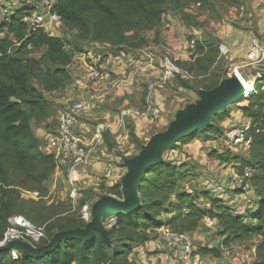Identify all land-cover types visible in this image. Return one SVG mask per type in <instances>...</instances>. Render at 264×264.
Segmentation results:
<instances>
[{"label": "trees", "instance_id": "obj_1", "mask_svg": "<svg viewBox=\"0 0 264 264\" xmlns=\"http://www.w3.org/2000/svg\"><path fill=\"white\" fill-rule=\"evenodd\" d=\"M211 1L56 0L54 11L66 29L73 33L77 42L75 47L79 50L70 42L67 44L62 38L49 36L41 29L30 30L23 18L36 8L34 6L18 7L2 19L0 241L13 216H22L35 225L48 224L46 239L36 247L50 244L59 232L83 229L87 224L74 217L64 218L68 215L63 216L57 206H43L41 201L44 199L24 200L21 197L22 191L39 192L42 198L48 195L46 184L55 174L57 165L53 155L43 153L42 142L32 131L31 124L46 120L50 115L51 103L45 94L64 90L72 83L71 66L77 54L82 53L81 48L85 44H96L110 47L114 53L125 48L138 50L147 44L142 34L154 31L159 35L169 4L181 8L190 4L206 6ZM29 48L44 49V53L37 61L26 59L25 52ZM191 53V57L196 58L185 68L191 75H206L214 66L215 71L220 66L218 48L211 42L196 40ZM214 72L205 79H213L212 85L198 90L215 88L227 75L225 71L216 77ZM31 80L35 85L29 83ZM259 85L255 83L258 92L250 97L242 112L253 124L249 149L241 150L244 152L237 155H232L234 151L230 148H224L221 153L212 152L221 164L231 165L240 173L252 172L251 183L255 203H258L255 211L250 208L247 215H241L221 197L206 190L188 194L183 186L190 174L180 169L184 164L164 159L149 169L139 186L141 206L122 215L117 227L109 229L111 248L96 232L92 240H67L41 258L22 255L15 260L10 252L1 253L0 264H130L128 258L133 248L149 242L154 231L169 228L177 233L192 234L207 218L215 221L216 236L221 238L223 247L258 238L254 246L255 264H264V90ZM232 107L220 112L205 131L198 130L180 143H190L200 135L206 141L218 139L223 132L215 122L230 118ZM110 195L122 199L120 181L111 186ZM198 255L220 257L221 249L220 246L203 247Z\"/></svg>", "mask_w": 264, "mask_h": 264}, {"label": "crops", "instance_id": "obj_2", "mask_svg": "<svg viewBox=\"0 0 264 264\" xmlns=\"http://www.w3.org/2000/svg\"><path fill=\"white\" fill-rule=\"evenodd\" d=\"M253 12L254 18L250 21V23H248V25H246V27L243 26L241 29L231 28L227 30L223 28L217 35L220 38L221 45L226 46L230 51L229 55L226 57L228 58L231 67L241 65L245 62L247 48L253 38H257L260 41L261 46L264 48V0L253 1ZM178 37L180 36L178 35ZM209 38L210 36H207L206 39L204 38V42H208ZM180 43L181 44L178 45V59L186 60L187 62L189 61V64L192 63L196 57L192 58L190 51L189 53L181 51L183 48L182 40ZM212 44L214 43L212 42ZM83 49H85L84 52H82L83 54L93 52L98 53L102 51L105 56L111 59V65L107 68L109 73L108 80L102 83H96L95 85H89L85 82L77 84L76 81L81 79L84 74L86 62L84 58L80 57V55L76 56L71 66L73 73L72 83L64 90L54 92L50 95L47 94L49 97L45 96L46 100L51 103V107L54 105L55 107H58V109L54 108L53 112L46 120L41 122L34 121L31 124L32 131L41 142H44L48 134L55 132L56 126H53V123L57 122L59 116L73 103L83 99L90 101L91 109L80 116L78 124L72 128V133L76 138H78V140L86 145L90 144L93 140L96 126L98 124L104 123L112 126L119 124L120 112L129 107L140 108L142 106V100L145 96L146 101L151 100V103L154 106L160 107L162 112L160 122L162 121V125L167 124L169 120H172L173 114L176 115V111L178 109L175 110L176 108H174L175 105L173 102L175 101L173 100L175 99H172L173 95L164 87V67L166 64L160 57H158V53L147 55V58L141 57L142 60H138L132 56V50H130V52L120 51L118 53H114L109 47L96 44L84 46ZM144 59L149 60L145 61ZM249 72V69H243V73L246 78L252 80V76H248ZM161 77H163V80ZM244 103L246 106L247 102ZM237 104L233 105L230 118L225 121H218L217 123V126L223 132L222 136L227 130L240 124L241 115L239 116L240 113L238 111ZM141 123H148L150 126L153 124L151 121H142ZM222 136L219 137L216 142H205V145L212 147L211 145L216 143L215 149H220V147L222 148ZM198 143L199 140L197 139L190 143H178V151H171L170 160L172 162H174V160H179L180 165H194V162L197 160V155L194 154H198V148L201 147ZM197 146L199 147L197 148ZM218 152L221 153L222 150H218ZM94 160L93 165L88 168L89 171L91 170L93 173L96 170H100L102 166L100 163H97L98 158H95ZM202 163L204 169H206L209 173H214L212 178H206L203 176L198 179V182H196V180H193L192 176L189 175L183 187H191L196 191H208L207 189H209L210 186L220 184L229 185L233 166L229 165L230 167H226L224 164L220 165V163L215 160L213 164L208 160H203ZM215 170L216 173L214 172ZM56 174L58 175L59 173H55V175ZM84 174H86V169L82 170V178L83 180H88V176ZM123 176L124 172H117L114 178L108 183L113 185L114 183L121 181ZM90 179L91 177H89V180ZM221 199L228 206L240 212L241 215H246L244 210L247 209L242 207L239 198L231 188L223 197H221ZM203 224L204 221L200 224L197 231L192 234H188L189 240L194 244H197L200 248H216L220 246V257H214L212 255H197L190 261H184L181 254L167 248L163 242L159 241L158 238L160 236V230H156L153 232L152 239L149 242L133 248V252L128 258L129 263L247 264L242 254L235 252L240 244L233 245L229 248L225 247L227 251H223L221 238L217 237L214 231L205 232V230L208 229H203ZM212 235H214V240L213 238H209ZM248 254L254 255L255 249L250 251Z\"/></svg>", "mask_w": 264, "mask_h": 264}, {"label": "built area", "instance_id": "obj_3", "mask_svg": "<svg viewBox=\"0 0 264 264\" xmlns=\"http://www.w3.org/2000/svg\"><path fill=\"white\" fill-rule=\"evenodd\" d=\"M38 6L31 11H28L23 18V22L27 24L28 28L32 31L41 29L46 34L52 37H58L56 34V27L64 26L61 17L54 11L56 0H37ZM200 6L199 4H195ZM11 10L0 5V15L4 18L8 16ZM163 28L171 30L170 23L163 24ZM196 40L192 39L187 44V49L193 51L195 49ZM219 58L229 55V49L220 45L218 47ZM80 57L84 58L86 68L81 79L77 80V84L87 83L96 84L108 80L107 68L111 65V59L103 54V52L87 53L84 55L80 53ZM166 76L172 77L179 74L190 80H205L213 72L215 66L206 75L195 76L189 74L187 71L180 69L167 60ZM247 68L252 73V80L246 78L243 69ZM235 75L243 80L249 82L253 88V92L246 96L244 93L243 100H249L251 96L257 94L255 83L258 82L261 90H264V48L261 46L257 38H253L247 48L245 62L241 65L232 67L227 76ZM240 80V79H239ZM91 104L87 99L80 100L73 103L67 108L58 118L57 125L54 133L48 134L42 144V151L45 154L53 155L56 161V172H64L67 176V181L71 190V209L64 214H78L81 220L88 222L91 217V210L89 206H84L82 209L77 208L76 202L79 193V185L83 181L81 170L91 166L93 160L96 158L104 146L103 136L106 133L119 134L122 131V126L128 119L149 120L153 123L160 122L162 112L159 106H154L151 103L143 107V109H134L132 107L126 108L120 112L119 125L114 127L110 124H98L95 130V136L90 144H83L72 133V128L75 127L80 116L90 111ZM121 123V124H120ZM253 129V124L250 118L242 115L240 116V124L227 130L222 136L223 147L235 150H248L251 145V138L249 136ZM242 147V149H241ZM115 171L111 166L104 169V176L107 180L111 181L115 176ZM252 172L245 171L238 172L233 168L231 171V182L229 185L220 184L210 186L208 189L214 196L223 197L227 193V189L232 188L236 192L240 203L243 208H253L255 204L254 188L251 183ZM188 194H194L195 189L185 187ZM21 197L24 200H41L45 199L40 196L39 192L22 191ZM48 224L35 225L22 216H13L8 220V226L4 233L0 246H6L13 241H24L36 247L38 243L46 239V227ZM216 223L209 218L204 220L202 228L215 229ZM159 241L163 242L165 246L179 254H181L184 261H190L198 255L200 247L189 240L188 234L177 233L169 228H161ZM223 251H227L223 249ZM10 255L15 260L22 256L19 250L10 251ZM245 260L247 264H255V256L246 254Z\"/></svg>", "mask_w": 264, "mask_h": 264}, {"label": "rangeland", "instance_id": "obj_4", "mask_svg": "<svg viewBox=\"0 0 264 264\" xmlns=\"http://www.w3.org/2000/svg\"><path fill=\"white\" fill-rule=\"evenodd\" d=\"M253 1L254 0H213L206 6H197L195 4H190L183 6L181 8L175 7L173 4H169L166 10V16L164 23H170L171 30H166L163 28L160 29L159 35H155L154 31L146 32L141 36L147 40V44L140 49H134L133 57L140 60L142 58H147V55H153L158 53V57L166 64L167 60L171 62L173 65L179 67L182 70H185L189 65V61L178 59V45H180L181 40L183 43V48L181 51L185 53H189V49H187V44L192 40H199L204 41L203 39L207 36H210L208 42H213L215 46L218 48L221 45L220 38L217 36L223 28L231 29H241L243 26L246 27L250 21L254 18L253 12ZM0 5L9 8V10L13 11L18 7L23 6H30V7H37L38 2L37 0H0ZM3 17L0 15V22L2 21ZM56 34L60 36L67 44L69 42L75 47V37L72 32H69L65 26H57L56 27ZM178 35L180 37H178ZM90 44H85L84 46H88ZM185 47V49H184ZM110 48V47H109ZM76 49V47H75ZM84 52L85 49L81 48ZM79 50V49H76ZM110 50H112L110 48ZM123 51L130 52V49H122ZM140 51V52H139ZM112 52H114L112 50ZM120 52V51H119ZM44 53V49H32L29 48L25 52V58L31 60H39ZM118 53V52H116ZM191 53V51H190ZM192 54V53H191ZM80 53L77 54V56ZM86 55V54H84ZM142 60V59H141ZM145 60V59H144ZM146 59L145 61H148ZM227 60V61H225ZM166 67V66H165ZM164 67V77H165V84L164 87L168 89L167 91L173 95L172 99L173 104L175 105L174 108L176 113L184 108L187 104L194 103L198 100V96L196 94V90L200 87H209L212 85L214 80H190L186 77H183L179 74H176L172 77H167L165 72L166 69ZM232 69L228 58L223 57L220 59V66L214 74L222 75L225 71L230 72ZM248 76H252V73L249 72ZM226 75L224 77L227 78ZM163 77H161L162 79ZM163 80V79H162ZM31 85H35V81L31 80L29 82ZM249 83V82H248ZM184 84H187L186 86ZM95 85V84H94ZM190 87L192 89H190ZM259 87H261L259 85ZM50 95V94H49ZM46 97H49L45 94ZM52 96V95H51ZM53 97V96H52ZM248 100H241L238 104V111L239 116L243 115V109L245 107V103ZM148 103H151V100L146 101V96L142 100V106L136 109H143V107L147 106ZM152 104V103H151ZM153 105V104H152ZM58 109L54 105L51 107L50 114L53 112V109ZM60 108V107H59ZM135 109V107H132ZM120 116V115H119ZM175 115L173 114L172 120H169L167 124H161V122L153 123L151 126L148 123L143 124L142 121L149 120H137V119H128L124 126H122V131L119 134H110L109 132L103 136L104 146L101 147L100 152L96 156L98 158L97 163H100L101 169L96 170L94 173L89 171V167L86 168V176H88V180H83L79 185V193L80 196L77 199L76 206L79 209H82L84 206H89L90 210L92 206L102 197L110 195L111 184L104 176V167L111 166L114 169L115 173L117 172H124L126 173V168L124 166V160L130 159L138 155L141 151L142 147L149 141V139L155 135L156 133L162 132L166 130L169 124L174 120ZM119 123V122H118ZM217 121L215 122L217 126ZM103 124V123H102ZM121 124V123H120ZM57 123L54 122L53 126H56ZM119 125V124H117ZM115 125L114 127H116ZM97 127V126H96ZM95 136V134H94ZM93 136V138H94ZM221 137V136H220ZM199 140V145L197 146L199 153H195L197 155V160L194 162V165L184 164L181 166L180 169H184L185 172H188L193 180L198 182V179L202 178L203 176L206 178H212L214 173H209L203 167V160H208L212 164L214 160L220 163V161L215 157L213 151L218 152V150H223L226 147H220V149H215L216 143H213L210 147L209 145H205L207 141H214L216 142L218 139H210L205 140L203 135L196 138ZM220 143V142H219ZM43 144V142H42ZM180 147V146H179ZM219 148V147H218ZM242 149V147H241ZM171 151H178V145L173 150L166 151L164 154V159L170 160ZM244 152V151H243ZM240 150H235L232 152V155H237L239 153H243ZM212 153V155H211ZM95 160H93L92 164ZM171 161V160H170ZM179 160H174V163L179 164ZM220 165H222L220 163ZM228 167L229 165H225ZM230 167V166H229ZM103 168V170H102ZM201 169V170H199ZM204 169V170H203ZM199 171V172H198ZM216 173V170L214 171ZM59 174L53 175L51 180L46 184L48 188V195L47 197L41 201L43 206L49 207L51 205L57 206L59 211L63 213L62 215L66 214L71 209V190L69 183L67 181V176L65 171L58 172ZM82 174V170L80 172ZM89 177L91 179L89 180ZM208 190V189H207ZM111 196V195H110ZM114 197V196H113ZM116 198V197H115ZM37 201V200H36ZM258 207V203H255L253 206L254 211ZM250 208L244 210L246 215L248 214ZM74 217L76 219L79 218V215L71 214L64 218ZM118 219V218H117ZM119 220V219H118ZM249 220V219H248ZM250 221V220H249ZM86 222V221H85ZM87 223V222H86ZM116 226V224H115ZM214 231L215 235L217 231L215 229H208L205 232ZM209 238H213L212 235ZM259 241L258 238L250 240L248 242L241 243L235 252L242 254L243 258L246 254L250 253L253 249H255L256 243ZM225 249V247H223Z\"/></svg>", "mask_w": 264, "mask_h": 264}, {"label": "water", "instance_id": "obj_5", "mask_svg": "<svg viewBox=\"0 0 264 264\" xmlns=\"http://www.w3.org/2000/svg\"><path fill=\"white\" fill-rule=\"evenodd\" d=\"M244 86L237 76L223 79L211 90H197L198 100L180 109L168 128L153 135L135 157L124 160L126 173L121 178L122 199L107 195L100 198L91 208V217L85 228L57 233L50 244L35 247L24 241H13L0 246L1 253L16 249L24 257L41 258L63 242L71 239L89 241L98 232L108 248L112 247L107 219L120 217L137 210L141 206L139 186L149 169L164 161L166 151L173 149L181 140L194 132L205 131L213 125L216 116L237 104L244 96Z\"/></svg>", "mask_w": 264, "mask_h": 264}, {"label": "bare ground", "instance_id": "obj_6", "mask_svg": "<svg viewBox=\"0 0 264 264\" xmlns=\"http://www.w3.org/2000/svg\"><path fill=\"white\" fill-rule=\"evenodd\" d=\"M240 81L242 82L243 86H244V91L246 92V96H248L250 93L253 92V88L251 87V85L246 81L243 80L242 78H240ZM119 217H111L107 219V225H109V228H116L117 227V222ZM116 224V226H115Z\"/></svg>", "mask_w": 264, "mask_h": 264}]
</instances>
